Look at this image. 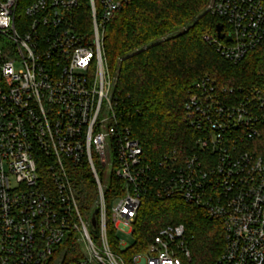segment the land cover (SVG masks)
I'll return each mask as SVG.
<instances>
[{"label":"built area","instance_id":"built-area-1","mask_svg":"<svg viewBox=\"0 0 264 264\" xmlns=\"http://www.w3.org/2000/svg\"><path fill=\"white\" fill-rule=\"evenodd\" d=\"M128 0H0V264H186L183 224L160 229L146 249L123 257L107 220L132 236L141 197L179 196L220 221L217 264H264V74L252 86L197 80L184 105L191 152L145 160L124 122L103 38ZM222 24L204 40L235 64L264 43V0H210ZM114 152L122 182L109 208L101 170ZM89 166L99 219L83 216L74 168ZM96 218V215H95ZM80 255L63 263L64 241ZM131 246L120 238V251Z\"/></svg>","mask_w":264,"mask_h":264},{"label":"trees","instance_id":"trees-1","mask_svg":"<svg viewBox=\"0 0 264 264\" xmlns=\"http://www.w3.org/2000/svg\"><path fill=\"white\" fill-rule=\"evenodd\" d=\"M209 0H128L107 24L103 48L114 78V92L124 122L140 141L145 160H159L172 152H191L196 133L186 120L184 105L193 84L204 76L221 85L248 88L264 74V43L237 64L226 60L204 40L216 32L219 18ZM84 217L97 210V187L89 166L72 170ZM122 182L111 177L106 199L122 192ZM152 185L141 197L133 223V254L146 249L160 229L183 224L191 259L186 264H217L225 247L219 220L181 197L158 194ZM96 219L99 215L96 214ZM113 251H120V233L107 220ZM79 243L68 239L56 254L70 262L80 255Z\"/></svg>","mask_w":264,"mask_h":264},{"label":"rangeland","instance_id":"rangeland-1","mask_svg":"<svg viewBox=\"0 0 264 264\" xmlns=\"http://www.w3.org/2000/svg\"><path fill=\"white\" fill-rule=\"evenodd\" d=\"M209 3H210V0H209ZM209 3H208V5H209ZM107 155H108V159H109L110 163H108L107 165H104L102 170H101V179H102V183L105 186V188H107L110 185L111 176H112V173L115 169L112 165V161L114 158V152L111 148H109V150L107 151ZM117 202H118V199L115 197L110 199L108 201L109 208L115 206L117 204ZM120 238L126 242H131V240H132V236L127 234L126 232H121ZM118 252L123 257H130L131 256V254L129 252H121V251H118Z\"/></svg>","mask_w":264,"mask_h":264},{"label":"water","instance_id":"water-1","mask_svg":"<svg viewBox=\"0 0 264 264\" xmlns=\"http://www.w3.org/2000/svg\"><path fill=\"white\" fill-rule=\"evenodd\" d=\"M221 29H222V24L221 23H218L216 25V31L218 32V35H220ZM96 213H97V210L95 211V213L92 216V224L93 225L96 224V218H95Z\"/></svg>","mask_w":264,"mask_h":264}]
</instances>
